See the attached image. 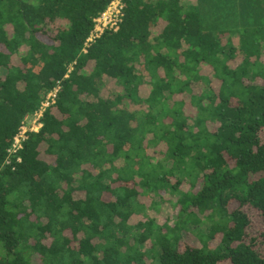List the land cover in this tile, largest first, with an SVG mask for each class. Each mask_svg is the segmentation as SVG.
I'll list each match as a JSON object with an SVG mask.
<instances>
[{"label":"trees","instance_id":"trees-1","mask_svg":"<svg viewBox=\"0 0 264 264\" xmlns=\"http://www.w3.org/2000/svg\"><path fill=\"white\" fill-rule=\"evenodd\" d=\"M113 1L0 0V264H264L243 211L264 221V0L241 3L250 22L216 6L222 29L194 0H120L87 43ZM189 223L207 224L199 247L181 246Z\"/></svg>","mask_w":264,"mask_h":264},{"label":"rangeland","instance_id":"rangeland-1","mask_svg":"<svg viewBox=\"0 0 264 264\" xmlns=\"http://www.w3.org/2000/svg\"><path fill=\"white\" fill-rule=\"evenodd\" d=\"M198 4H195V8H198L196 12H198L200 20L202 25L207 26L208 24L213 26H218L221 29L223 28V21L227 20L228 17H224V12H218L216 6L224 5L226 10H231V8H228L225 6L228 3V0H197L195 1ZM237 8H241V13L244 14V20L245 21H251L250 19H253L255 17V12H258V18H260L261 12L256 11L255 4H253V7L246 6L243 7L241 3L237 4ZM233 14V12L231 13ZM255 14V15H254ZM249 15H253V17H248ZM110 88V86H109ZM260 138L262 143H264V130L260 134ZM185 189V188H184ZM165 204H162L161 206L158 205L159 198L158 197H147L143 200V203L146 205H151L150 208L147 210V215L153 219H155L158 223H162L164 221H169L170 224L173 223V221L176 219V209L172 207L169 203V197H164ZM194 213L198 214L195 209H191ZM246 215L248 216L250 220V224L248 227L247 232L250 234L251 237H257L260 232L264 231V221L262 220L260 214L251 208H244L243 210ZM200 219H203V216L198 214ZM207 227V224L196 226L193 223H189L187 225V229L181 233L182 239H181V246H188V247H199L200 246V240L202 239V234H204L205 229ZM195 228L194 231H191L190 229ZM217 241H213V243H216Z\"/></svg>","mask_w":264,"mask_h":264},{"label":"built area","instance_id":"built-area-1","mask_svg":"<svg viewBox=\"0 0 264 264\" xmlns=\"http://www.w3.org/2000/svg\"><path fill=\"white\" fill-rule=\"evenodd\" d=\"M122 18V4L120 0H114L106 9L95 20V28L91 36L88 38L87 43L93 41L98 37L105 29H118V23ZM87 46V44H86ZM85 51V50H84ZM60 90V83L56 85L46 94L45 99L40 103L38 109L32 114L28 115L21 122L16 135L13 138L11 148L9 149L10 154L16 153L22 148L23 143L28 138V133H37L42 127V118L44 113L56 104L57 96ZM9 163V162H7Z\"/></svg>","mask_w":264,"mask_h":264},{"label":"crops","instance_id":"crops-1","mask_svg":"<svg viewBox=\"0 0 264 264\" xmlns=\"http://www.w3.org/2000/svg\"><path fill=\"white\" fill-rule=\"evenodd\" d=\"M191 1H192V0H191ZM194 1H197V0H194ZM243 2H244L243 0H234V3H235V4H239V3H243ZM190 3H191V4H194V5L197 4V2H193V1L190 2Z\"/></svg>","mask_w":264,"mask_h":264}]
</instances>
